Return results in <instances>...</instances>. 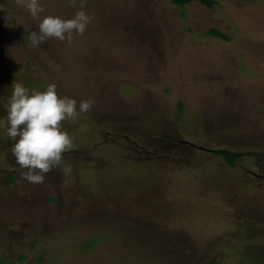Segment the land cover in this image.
<instances>
[{
  "label": "rangeland",
  "instance_id": "1",
  "mask_svg": "<svg viewBox=\"0 0 264 264\" xmlns=\"http://www.w3.org/2000/svg\"><path fill=\"white\" fill-rule=\"evenodd\" d=\"M212 1L0 0V264H264V0Z\"/></svg>",
  "mask_w": 264,
  "mask_h": 264
},
{
  "label": "trees",
  "instance_id": "2",
  "mask_svg": "<svg viewBox=\"0 0 264 264\" xmlns=\"http://www.w3.org/2000/svg\"><path fill=\"white\" fill-rule=\"evenodd\" d=\"M193 1H198L199 3L202 4L203 2V5H208V6H211L213 4V1L212 0H173V3L175 4H178V5H185V4H189L190 2H193ZM244 1H250V0H244ZM220 34V33H219ZM218 34V35H219ZM221 35V34H220ZM17 145L19 147H23V143L22 142H18ZM216 154L221 156V158L223 160H225V162H227L228 164L232 165L234 164V162L241 157L242 153L240 152H234L232 150H217L216 151ZM6 182L8 184L12 183L15 181V177L12 173H10L6 178H5ZM50 198V197H49ZM31 242L28 241V243ZM32 243V242H31ZM34 244V242H33ZM33 245L31 244V247Z\"/></svg>",
  "mask_w": 264,
  "mask_h": 264
},
{
  "label": "flooded vegetation",
  "instance_id": "3",
  "mask_svg": "<svg viewBox=\"0 0 264 264\" xmlns=\"http://www.w3.org/2000/svg\"><path fill=\"white\" fill-rule=\"evenodd\" d=\"M66 151H68V150H66ZM51 158H54V157H51ZM50 159V158H49ZM61 159V158H60ZM40 160L42 161V163L44 162L41 158H40ZM22 161H23V163H27L26 161H27V159H26V157H24V158H22ZM49 161V160H48ZM54 160H52V161H50V162H53ZM25 166V165H24ZM15 177V176H14ZM65 178H67V177H65ZM67 185H69V184H65V185H61V188L63 189V188H65ZM66 189V188H65ZM51 197V196H50ZM44 203L46 204V205H51L50 203H48V200H49V196H45L44 197ZM44 203H42V204H44ZM27 206H29V205H27ZM30 207V209H28V210H25L24 211V213L22 214V215H24L25 214V216H27V215H31V214H34L36 211L35 210H31L32 209V207L31 206H29ZM33 208H34V206H33ZM22 234H23V236H24V233H25V231H22L21 232Z\"/></svg>",
  "mask_w": 264,
  "mask_h": 264
}]
</instances>
